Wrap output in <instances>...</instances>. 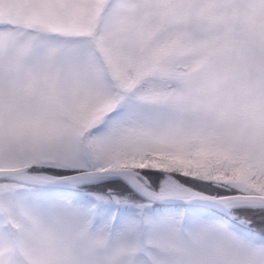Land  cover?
Returning a JSON list of instances; mask_svg holds the SVG:
<instances>
[{"label":"snow or ice","instance_id":"snow-or-ice-1","mask_svg":"<svg viewBox=\"0 0 264 264\" xmlns=\"http://www.w3.org/2000/svg\"><path fill=\"white\" fill-rule=\"evenodd\" d=\"M0 264H264V0H0Z\"/></svg>","mask_w":264,"mask_h":264}]
</instances>
